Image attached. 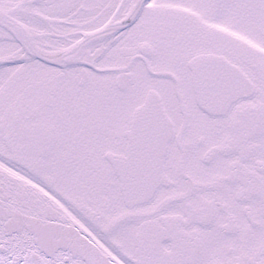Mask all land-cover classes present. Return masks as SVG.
Segmentation results:
<instances>
[{"label": "snow or ice", "instance_id": "6c2138e0", "mask_svg": "<svg viewBox=\"0 0 264 264\" xmlns=\"http://www.w3.org/2000/svg\"><path fill=\"white\" fill-rule=\"evenodd\" d=\"M0 264H264V0H0Z\"/></svg>", "mask_w": 264, "mask_h": 264}]
</instances>
